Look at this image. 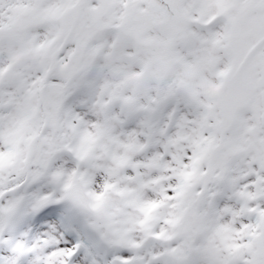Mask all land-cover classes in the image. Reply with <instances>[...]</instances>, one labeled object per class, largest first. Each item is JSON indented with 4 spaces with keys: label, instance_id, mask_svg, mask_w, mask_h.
<instances>
[{
    "label": "snow or ice",
    "instance_id": "snow-or-ice-1",
    "mask_svg": "<svg viewBox=\"0 0 264 264\" xmlns=\"http://www.w3.org/2000/svg\"><path fill=\"white\" fill-rule=\"evenodd\" d=\"M0 264H264V0H0Z\"/></svg>",
    "mask_w": 264,
    "mask_h": 264
}]
</instances>
